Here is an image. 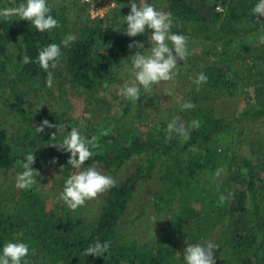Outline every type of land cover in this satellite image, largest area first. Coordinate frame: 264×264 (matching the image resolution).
<instances>
[{
	"label": "trees",
	"instance_id": "1",
	"mask_svg": "<svg viewBox=\"0 0 264 264\" xmlns=\"http://www.w3.org/2000/svg\"><path fill=\"white\" fill-rule=\"evenodd\" d=\"M107 1L114 3L113 12L104 18H93L92 5L85 0H48L50 14L59 21L60 27L43 33L18 17L7 21L0 18V98L11 103L17 117L25 121L29 114L23 111L21 102L12 100V95L24 97L47 85V72L35 62L22 64L23 55L35 61L42 47L49 43L61 44L68 35H73L75 40L67 48L61 45L60 65L50 69L53 80L60 86L76 89L81 98L91 104L95 96L105 94L119 78H131L129 56L135 48L129 50L128 45L138 41L147 46L151 32L126 36L123 16L130 12L129 1ZM21 2L16 0L17 5ZM257 2L151 0L157 10L171 13L172 30L178 29L182 35L188 33L203 42L215 44L211 55L214 60L203 71L207 82L201 84V89L193 85L180 104L166 110L159 118L156 131L141 135L120 124L98 130L95 135L99 136L100 147L90 148L93 155L82 165L100 164L106 169H115L143 155L151 156L153 160L165 159L172 164L169 169L170 177L175 180L172 186L176 184L183 189L184 180L194 172L202 174L220 168L232 171L236 167L238 174L231 176L229 184L237 186L238 197L227 209V232L215 243L216 264H264V177L256 172L253 159L257 139L250 141L249 152L237 153L242 142H248L241 126L264 118V44L259 42L260 39L250 40L242 46L236 43L245 28H260L251 11ZM6 6L7 0H0V8ZM259 19L262 21V17ZM236 48L240 50L234 53ZM105 81L108 88L103 87ZM250 90L257 100V107L233 117L218 118L215 115L212 105L215 100L246 99ZM185 102H191L195 107L182 110L181 105ZM176 117L188 127L189 135L184 138L173 134L168 140L167 124ZM41 119L56 122L51 115ZM192 121H199L200 127H191ZM103 130H108L109 134L101 136ZM69 131L67 128L66 132ZM53 133L55 131L49 129L37 133L34 127L22 122L12 132L0 128V170L23 163L25 156L33 153L34 164L39 163L56 173L72 171L67 163L71 154L55 147L66 133L52 137ZM259 148L264 155V142ZM53 159L55 163H52ZM64 182L60 184L61 191ZM136 182V178H129L112 189L108 205L93 226L83 222L84 206L73 211L61 201V205L48 213L35 193L28 194L20 203H2L0 253L6 241H18L29 245L27 264H185L175 248L136 250L135 225L119 220ZM97 240L110 243L108 253L100 257L80 254Z\"/></svg>",
	"mask_w": 264,
	"mask_h": 264
},
{
	"label": "rangeland",
	"instance_id": "2",
	"mask_svg": "<svg viewBox=\"0 0 264 264\" xmlns=\"http://www.w3.org/2000/svg\"><path fill=\"white\" fill-rule=\"evenodd\" d=\"M85 1L92 5L93 18H104L115 9L114 4L107 0ZM128 1L130 8L131 0ZM136 2L139 3V0ZM146 2L151 4V0ZM245 29L236 42L240 46L250 40L257 41L264 37L262 26L258 30L252 26ZM171 32L180 34L178 29H171ZM185 36L188 38V56L184 62H178L179 71L175 80L153 85L152 90L147 93L141 87V97L138 101L126 100L118 94L119 88L132 79V76L128 79L119 78L105 94L95 96L91 104L81 98L76 89L60 86L53 80L51 87L46 85L44 89L36 90L27 96L12 95V100L21 102L23 111L29 114L25 121L16 116L9 101L0 98V128L12 132L21 125V122L35 128L43 121L42 117L51 115L56 121L52 124H60L63 131L58 133L55 128L45 129L55 131L58 136L67 134V128L71 131L76 127L82 135L90 139L98 130L114 128L116 124L122 125L125 129L131 127L135 129L136 134L141 135L156 131L159 118L166 110L181 103L195 85L197 74L203 72L214 60L211 55L215 44L203 42L188 33ZM150 47L151 40L141 51L146 52ZM238 49H233V52L236 53L240 50ZM136 51L138 50H132L131 55ZM198 87L201 89L202 85ZM253 96L250 90L246 99L215 100L212 104L215 115L218 118L233 117L249 108H255L258 103ZM241 128L246 131L248 142H242L237 153L249 152L250 141L257 139L253 153L254 167L256 172L264 177V155L259 148L264 142V118L249 121ZM151 160H153L151 156L143 155L126 161L115 169H106L100 164L91 165L102 174L113 177L116 184L97 199L86 201L82 217L84 224L95 225L108 205L112 189L118 188L129 178H136L137 182L119 219L120 223L128 221L135 225L136 250L144 252L158 247H171L177 249L178 256L183 258L182 253L187 244L205 241L215 244L218 238L227 232L229 224L227 209L238 197L237 186L229 184L231 176L235 177L238 174L237 168H233L232 171L226 168V174H222L220 178H215L216 171L202 174L194 172L184 180L186 185L183 189L176 184L172 186L175 180L169 175L172 165L170 161L159 159L153 160L150 164ZM87 167L90 166H82V169ZM33 168L39 170L41 176L36 177L38 183L27 190L15 187V178L23 171L22 163L0 170V205L9 201L23 202L28 194L35 193L44 202L49 213L57 205H61V201L58 200L61 182L70 174L79 171L73 169L68 173H56L39 163L34 164ZM221 193L226 196L231 193L222 205L218 199ZM214 258L216 262V256Z\"/></svg>",
	"mask_w": 264,
	"mask_h": 264
},
{
	"label": "clouds",
	"instance_id": "3",
	"mask_svg": "<svg viewBox=\"0 0 264 264\" xmlns=\"http://www.w3.org/2000/svg\"><path fill=\"white\" fill-rule=\"evenodd\" d=\"M114 4V3H113ZM112 4V5H113ZM11 5V6H8ZM130 12L123 16V24L127 25L124 34L128 37H136L144 34L146 31L151 32V47L145 52V45L135 41L128 45L129 50L137 49L134 55L129 56L131 60L130 72L132 79L125 82L120 88L118 94L124 99L138 101L141 97V87L144 91L150 92L153 85L161 82L173 81L178 75L179 61H185L188 56V38L185 35L171 32L173 18L171 13L157 10L153 4L147 3L146 0H131ZM252 14L257 17V23L264 27V22L260 17H264V0L258 2L251 9ZM51 8L48 0H22L18 5L16 0H7V6L0 8V18L7 21L12 17H18L19 20H26L38 32H46L60 27L59 21L51 14ZM75 40L73 35L63 38L61 44L49 43L42 47L33 61L28 55H23L21 63H37L41 69L47 72V86L53 84V73L50 69H56L61 62L62 50L61 45L67 48ZM264 44V37L259 41ZM128 57V58H129ZM207 82V76L201 72L197 74L194 81L196 85ZM108 88L107 81L103 84ZM170 94V93H169ZM195 105L191 102H185L181 105L182 110L193 109ZM191 127L199 128V121H192ZM45 128H55L58 133L63 131L61 125L52 124L47 119L43 120L39 126L35 127L37 133L44 132ZM166 139L170 140L173 134L187 138L189 135L188 127L179 122V117L173 118L168 122L166 127ZM108 130H103L100 135H108ZM57 134L53 133L52 137ZM99 136L93 135L90 139L81 134L79 129L73 127L55 146L58 150L70 153L67 163L72 169L79 171L70 174L63 185L62 191L59 192L58 200L62 201L70 210L75 211L85 205L86 201L97 199L101 194L115 186L116 181L109 175L97 171L95 166L82 169V165L93 155L90 148H99L97 143ZM53 159L52 163H55ZM35 156L28 153L22 163L23 171L18 173L15 178V187L21 190L31 189L37 182L36 177H40L39 170L33 168ZM63 168L61 169V171ZM226 174V168L217 169L214 176L220 178ZM231 196L221 193L218 197L220 204ZM110 248L109 242H100L99 240L89 244L82 253L85 256L100 257L108 253ZM216 245L211 241L203 243L187 244L182 253L185 264H216L215 251ZM179 254V253H178ZM29 255V245L24 242L6 241L0 253V264H27L25 258Z\"/></svg>",
	"mask_w": 264,
	"mask_h": 264
}]
</instances>
